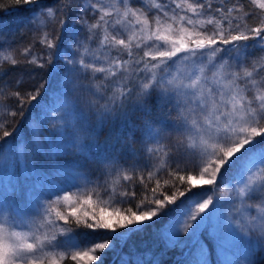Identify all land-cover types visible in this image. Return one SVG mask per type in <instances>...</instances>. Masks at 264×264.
<instances>
[{"label":"rangeland","instance_id":"1","mask_svg":"<svg viewBox=\"0 0 264 264\" xmlns=\"http://www.w3.org/2000/svg\"><path fill=\"white\" fill-rule=\"evenodd\" d=\"M73 1L71 31L60 51L63 67L44 106L54 136L43 141V157L37 161L25 159L20 132L0 145V264L60 262L70 256L84 264H99L112 256L115 264H159L170 256L171 264H253L264 255V147L227 170V178L215 184L216 189L179 204L154 232L151 246L133 252L118 251L120 237L151 213L139 215L118 207L117 181L133 169L125 161L97 154L91 137L97 112L111 110L113 104L121 107L133 91L138 98L154 90L157 96L186 102L195 115L187 122L192 138L206 153L214 141L222 145L252 126L256 113L246 104L236 59L216 44L219 29L209 17L201 20L169 8L158 10L143 0ZM191 1L174 0L189 10ZM75 18L83 23L82 29L73 26ZM22 21V16H14L0 23V64ZM37 67L33 65V70ZM34 75L33 71L31 78ZM31 82L29 78L27 83ZM6 97L0 84V143L14 127L13 106ZM28 118L33 134H39L37 121ZM12 144L23 167L24 186L18 198L4 181ZM143 146L136 170L164 162L166 148L157 132L146 130ZM228 148L232 155L241 145L231 143ZM216 168L207 163L190 184L211 182ZM92 209L103 226L93 224L91 228L98 230L79 241L70 233L66 213L80 214L84 221L94 218ZM105 227L112 238L100 235L99 228ZM200 229L207 240L196 237ZM187 245V254L179 258L181 247Z\"/></svg>","mask_w":264,"mask_h":264},{"label":"trees","instance_id":"2","mask_svg":"<svg viewBox=\"0 0 264 264\" xmlns=\"http://www.w3.org/2000/svg\"><path fill=\"white\" fill-rule=\"evenodd\" d=\"M143 1L155 4L158 10L169 8L175 14L197 15L201 20L207 17L212 19L210 22L215 24L221 34L216 44L236 59L241 71L240 83L247 93L246 104L252 107L256 116L252 126L247 125L240 135L221 141L222 145L214 141L211 150L206 153L201 144L192 138V129L187 122L195 115L186 102L157 96L154 90L138 98L137 92L133 91L127 94L121 107L114 108L116 106L113 104L111 110H99L91 128L94 151L109 156L114 162L125 161L128 168L133 169L131 175L120 177L117 181L121 196L117 200L118 207L124 212L133 211L139 215L151 213L146 221L123 231L118 251L131 248L133 252H138L149 248L155 237L154 232L177 210L179 204L189 203L190 199L216 189L215 184L227 178V170L238 167L245 155L264 147V3L257 4L252 0H192L189 4L192 10H189L176 6L174 0ZM74 11L73 0H0V23L14 16L23 17L21 28L8 47L7 57L0 64V70H3V75L0 71V84L7 91L6 100L13 106L14 124L11 133L1 140L0 145L9 138L14 140L16 133L20 132L27 161H37L43 157V141L54 136L53 122L45 115L44 106L49 103L54 92L57 72L63 67L60 51L69 38V24ZM73 26L80 29L84 27L76 18ZM33 65L38 67L33 70ZM33 71L35 75L31 78ZM29 78L32 84L27 83ZM30 115L37 121L39 134H33L35 131L28 122ZM148 129L160 136L166 154L164 162L158 166L140 171L136 170V165L143 157V138ZM237 142L241 148L232 155L227 154L229 145ZM9 150L11 157L4 169V181L11 185L18 198L24 186L23 167L16 144H12ZM207 163L217 166L212 181L190 184L192 178H197V171ZM180 192L185 195L178 198ZM91 212L96 220H84L87 223L80 218V214L75 217L72 213H66L65 220L70 233L77 236L79 241L86 234L98 230L91 228L93 224L103 226L97 223L96 212L93 209ZM99 229L103 231L100 234L102 238L114 236L110 228ZM201 229L196 237L206 239ZM188 246L181 247L179 258L187 254ZM171 257L167 260L163 257L159 264H171ZM116 260V256H112L99 264H115ZM37 264L84 263H78L70 256L60 262L45 259ZM253 264H264V255Z\"/></svg>","mask_w":264,"mask_h":264}]
</instances>
